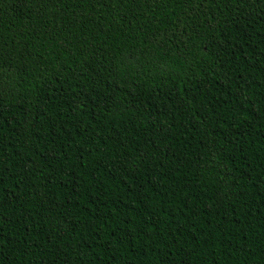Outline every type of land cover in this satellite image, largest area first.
<instances>
[{
  "label": "trees",
  "instance_id": "trees-1",
  "mask_svg": "<svg viewBox=\"0 0 264 264\" xmlns=\"http://www.w3.org/2000/svg\"><path fill=\"white\" fill-rule=\"evenodd\" d=\"M0 264H264V0H0Z\"/></svg>",
  "mask_w": 264,
  "mask_h": 264
}]
</instances>
